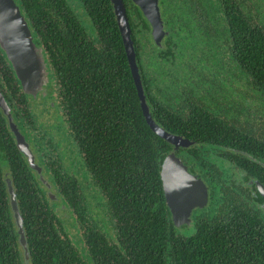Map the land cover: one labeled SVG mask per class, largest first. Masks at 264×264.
<instances>
[{
  "label": "trees",
  "instance_id": "1",
  "mask_svg": "<svg viewBox=\"0 0 264 264\" xmlns=\"http://www.w3.org/2000/svg\"><path fill=\"white\" fill-rule=\"evenodd\" d=\"M31 1L30 6L36 11L32 8L29 11L28 7L24 10L28 19L37 23L40 32L39 21H46L48 11L42 8L44 3L37 5L35 0ZM81 1L103 51L95 48L69 10L63 13V25L68 30L63 37H44V32L41 35L44 45L57 42L55 51L47 47L50 75L57 81L62 104L65 92L70 128L92 180L105 196L113 232L106 235L99 233L95 225L85 227L82 256L65 234L62 237L59 218L49 209L48 200L37 192L35 181L30 178V171L0 113V264H264L261 209L264 199L254 187V182H259L264 189V142L245 138L238 131L218 126L215 120L198 113L184 119L176 113L157 109L149 95V102L154 106L151 117L159 126L195 144L228 149L231 156L227 153V160L244 174L241 186L233 181L208 180L207 206L194 213L190 226L180 228L185 230L175 228L164 203L158 175L160 161L170 146L143 121L108 0ZM218 1L219 6L225 5L232 27L239 21L242 25L239 33H232L231 56L244 78L263 92L264 30L240 19V11L232 0ZM23 3L26 6L27 0ZM159 4L164 15L173 8L171 0H159ZM33 14L39 18L36 20ZM130 15L131 40L140 64L141 52L149 41L148 27L135 7L128 11ZM134 20L138 23L134 24ZM141 34L147 38L145 42H141ZM173 39L178 40L177 36ZM170 41L168 38L166 47ZM151 46L149 51L156 52ZM0 81L12 88V100H17L13 94L16 80L1 50ZM84 83L87 85L83 86ZM4 97L14 111L11 99ZM20 99L24 100V95ZM21 102L22 109L14 111L16 119L22 113L28 116V105ZM215 124L218 127L214 128ZM81 126L84 131H80ZM195 150L194 146L189 152ZM5 171L22 220L27 261L18 243L8 204L2 174ZM250 178L256 181L247 186L246 180ZM65 199L70 202L68 196Z\"/></svg>",
  "mask_w": 264,
  "mask_h": 264
},
{
  "label": "flooded vegetation",
  "instance_id": "2",
  "mask_svg": "<svg viewBox=\"0 0 264 264\" xmlns=\"http://www.w3.org/2000/svg\"><path fill=\"white\" fill-rule=\"evenodd\" d=\"M13 1L19 8L27 24L34 45L41 49L48 69L47 81L34 96L23 93L19 86V82L15 81V91H13V94L17 100H12V93L10 90L12 88H9L4 81H0V92L3 97L5 95L11 99L15 110L22 109L23 103L21 101H24L25 104L28 105V116L30 115V106H34L35 108L37 106L39 107L36 113L38 114V118L44 117V127H47V129L42 135H37L35 133V135H31L33 121L30 120L29 117H25L24 113L20 114L18 119H16L14 115L15 110L13 111L11 104L6 102L9 106L11 120L18 132L23 136L32 156V162L36 167V169L30 168L26 158L20 153L28 171H30V178L35 181L37 192L40 196L48 200L49 209L52 210L55 215L54 209L58 205L66 209L65 213L68 214L67 218L59 220L61 235L63 237V234H65L72 246H74V241H71L73 239L79 240V242L81 241L84 246L86 241L83 236L85 227H92L95 225L97 227L96 229L100 231L99 233L109 235L105 221L100 215L102 214L105 216L107 223L111 225L112 221L108 220L105 196L92 180V174L86 165L84 154L80 151L78 140L74 137V133L70 128V113L68 111L67 99H65V92H63L62 104V97L58 91L57 81L50 75L49 67H51V65L47 47L49 45L51 51H55L54 47H58L57 42L51 41L48 42V45H44L42 35H44V37L46 35L51 37H63V33L68 31L63 25V13L69 10L71 12L70 15L80 23L88 39L93 42V45L95 44V48L100 51H103L104 48H101L97 42L99 41L97 33L95 29H92L90 26V19L85 12L81 0H35L37 5L44 3V5L41 4L42 8H46L48 11L45 15L46 21H39L41 26L39 27L40 32L37 29V23L29 20L24 10L25 7H28L29 11H31V8L33 12L36 11L35 7L33 8V6H30L32 1L27 0L26 6L25 3H23L24 0ZM121 1L130 32V40V21L132 16H128V11H131L133 7L138 10L140 17L148 27L146 36L149 41H147L145 49L141 52L142 61H140V64L137 62L134 43L132 40L131 41L137 74L150 117L151 113H153L154 106L157 109H164L168 113H176L184 119L194 116V113H198L202 117L215 120L218 126L238 131L243 134L245 138H250L257 142H264V120H262L264 118L257 117L258 115L264 116V91H257L254 87V83L244 78L236 61L231 56L230 47L232 46V33H239L242 29V25L239 21V23L235 24L234 28L232 27V19L227 16V10L224 4L219 6L218 0H171L173 8L168 10V15H164V9H162L159 0H157L163 35L159 45H155L150 35V26L139 9L131 0ZM263 1L264 0H232L231 2L237 5V10L240 11V19L248 20L251 26L261 27L264 30ZM108 2L115 21L112 5L109 0ZM33 17L36 20L39 18L35 14H33ZM136 23H138V20H134V24ZM115 27L117 29L116 22ZM41 32H44V34L41 35ZM46 32L47 34H45ZM140 36L143 37L140 38L141 42H145L144 40L147 39L145 35L141 34ZM175 36H177V41L173 39ZM168 38L171 41L167 48L165 43ZM150 44L152 45V49H156V52L149 51L150 47L148 46ZM158 51H162L163 54H159ZM106 52V50L102 52V56L104 54L105 57ZM123 54L133 85L124 50ZM86 85V83L83 84V86ZM133 88L141 113L134 85ZM21 94L24 95V100L20 99ZM149 95H151V99L154 101V106L149 102ZM56 110L63 117L59 122H57V115L53 116L52 113L50 114V112ZM1 115L4 117L7 126L5 116L2 113ZM143 121L146 124L144 118ZM216 124L214 128L218 127ZM161 128L165 130L163 127ZM27 131L30 133L29 137L27 136ZM80 131H84L83 126H81ZM165 131L192 142V144L186 148H177L174 151V155L181 160L190 174L195 175L204 183L207 188L208 197V180H219L223 183L233 181L235 185L237 184L239 186H241L240 183L244 182V174L235 170L232 164L227 160L229 154L228 149L195 144V142L184 136L171 133L167 130ZM10 135L13 138L11 133ZM58 137H62V140L60 141ZM81 137H84L83 133ZM52 140L54 144L51 143ZM43 143L45 145H43ZM169 146L170 148L166 154L172 149V146ZM194 146L196 150L190 153L189 150ZM56 147L58 148L57 151H55ZM209 148L214 152V155L211 157L207 155V150ZM223 154H225V157ZM229 155L231 156V154ZM210 159L221 164L224 170L219 171L215 169L218 164L209 161ZM2 174L5 185L7 181H9L11 185L8 172L5 171ZM254 181L256 180L252 178L247 179V186L252 185ZM11 188L13 190L12 185ZM87 188L89 192L86 193L85 191ZM94 192H96L99 197L94 195ZM66 195L69 197L70 202L65 199L67 197ZM96 210H98V212ZM201 210L203 209L198 211ZM196 211L197 210H193L191 212V221H193ZM73 227H76L79 231V235L75 233L70 236L67 233L68 229ZM181 227L182 226L178 227V229ZM69 236L71 239H69Z\"/></svg>",
  "mask_w": 264,
  "mask_h": 264
},
{
  "label": "water",
  "instance_id": "3",
  "mask_svg": "<svg viewBox=\"0 0 264 264\" xmlns=\"http://www.w3.org/2000/svg\"><path fill=\"white\" fill-rule=\"evenodd\" d=\"M109 1L112 5L116 26L139 100L141 114L150 131L172 146L171 151L165 155L159 167V180L164 203L170 215V221L175 228L190 226L191 212L207 206V188L199 178L187 171L186 166L174 155V151L179 147L186 148L192 142L180 136L167 133L151 119L137 74L133 45L130 40V32L122 1ZM131 2L139 9L149 24L150 35L154 44L159 45L163 31L157 0H131ZM0 50L4 54L15 80L19 82L21 91L34 96L47 81V67L41 49L34 45L27 24L13 0H0ZM0 111L7 120L8 129L14 138L15 148L26 158L28 166L36 169L23 136L18 132L11 120L9 106L1 92ZM254 186L258 194L264 199L263 186L259 182H254ZM6 192L18 235V243L23 250L24 261H27L22 220L18 213L14 193L9 181L6 182ZM261 209L264 213V204Z\"/></svg>",
  "mask_w": 264,
  "mask_h": 264
},
{
  "label": "rangeland",
  "instance_id": "4",
  "mask_svg": "<svg viewBox=\"0 0 264 264\" xmlns=\"http://www.w3.org/2000/svg\"><path fill=\"white\" fill-rule=\"evenodd\" d=\"M37 109H39V107L37 106L36 108L34 107V106H30V108H29V111H30V115L29 116H27V118L29 117L30 118V120H32L33 122H32V133H31V135H35V134H37V135H42L45 131H46V129H47V127H44V121H45V119H44V117H41V118H38V114L36 113L37 112ZM52 113V115L53 116H58V117H56L57 118V122H59L60 120H62L63 119V117L61 116V114L56 110V111H54V112H50V114ZM253 117H255V116H253ZM257 117H259V118H264V116L263 115H258ZM54 119V118H53ZM52 119V120H53ZM262 120H264V119H262ZM25 125H26V123H25ZM29 126V125H28ZM25 130V129H24ZM35 130V131H34ZM34 131V132H33ZM27 133V136L29 137L30 136V133H29V131H27L26 132ZM35 133V134H34ZM45 137V136H44ZM58 139L61 141L62 140V137H58ZM51 143L52 144H54V141L52 140L51 141ZM43 145H45L44 143H43ZM58 150V148L56 147V150L55 151H57ZM54 151V152H55ZM208 153H207V155L209 156V157H211L212 155H214V152H213V150L211 149V148H209L208 150ZM209 161H211V162H214V164H218L217 166H216V168L215 169H217V170H219V171H223L224 169V167L223 166H221V164H219V163H217V162H215L214 160H209ZM86 193L87 192H89V190H88V188H87V190L85 191ZM94 195H96V196H98V194L96 193V192H94ZM99 197V196H98ZM93 204V203H92ZM65 208L63 209V208H61V206L60 205H58L55 209H54V211H55V213H56V216L59 218V220H63L64 218L66 219L67 218V216H68V214L67 213H65ZM94 211V210H93ZM97 212H98V210H96ZM101 211V210H100ZM102 218H103V220L105 221V225H106V229H107V232L109 233V234H111L113 231H112V225L110 224V223H107V221H106V217L105 216H103L102 214L100 215ZM66 226V225H65ZM67 227V226H66ZM180 230H185V229H180ZM67 233L71 236V234H75V233H77L78 235H79V231L76 229V227H73V228H69L68 229V231H67ZM70 236H69V239H71L70 238ZM72 242H73V245L75 246V248L77 249V251H78V253L82 256L83 254H84V246H83V244L81 243V241L79 242V240H76V239H73V240H71Z\"/></svg>",
  "mask_w": 264,
  "mask_h": 264
}]
</instances>
